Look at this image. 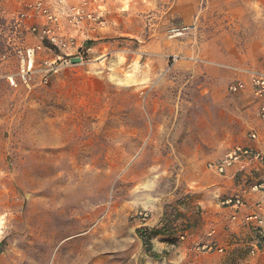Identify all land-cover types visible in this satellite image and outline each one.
<instances>
[{"label":"rangeland","instance_id":"rangeland-1","mask_svg":"<svg viewBox=\"0 0 264 264\" xmlns=\"http://www.w3.org/2000/svg\"><path fill=\"white\" fill-rule=\"evenodd\" d=\"M21 1L0 7V264H264L255 231L210 225L233 194L208 170L259 133L228 87L264 73V0H108L88 61L11 86ZM165 223L152 257L137 229Z\"/></svg>","mask_w":264,"mask_h":264},{"label":"built area","instance_id":"built-area-1","mask_svg":"<svg viewBox=\"0 0 264 264\" xmlns=\"http://www.w3.org/2000/svg\"><path fill=\"white\" fill-rule=\"evenodd\" d=\"M3 2L0 0V7ZM19 5L9 19L18 69L15 75L7 77L11 86H16L17 81L29 84L35 70L43 72L41 83L45 84L59 68L84 64L91 51L88 43L100 39L108 27V0H22ZM248 78L235 80L228 90L232 94L249 91L258 102L256 116L264 125V73L252 72ZM247 138L251 144L236 145L210 162L208 170L239 182L238 189L224 198L221 205L230 209V223L255 231L258 240L251 249L254 254L264 243V204L249 203L246 197L251 193L264 196V140L255 129H250ZM213 233L212 229L209 235ZM184 236V232L180 233L179 239ZM202 250L222 252L213 244L203 245Z\"/></svg>","mask_w":264,"mask_h":264},{"label":"crops","instance_id":"crops-1","mask_svg":"<svg viewBox=\"0 0 264 264\" xmlns=\"http://www.w3.org/2000/svg\"><path fill=\"white\" fill-rule=\"evenodd\" d=\"M260 125V126H259ZM259 126V127H258ZM257 130H259L260 135L264 138V125L261 122H257L256 126ZM250 144V141H248L246 139V137L244 138V142L241 143V145H248ZM223 178V177H222ZM225 181V183L227 184V192H230V194L228 196H230L231 194H233V192L235 190L238 189V184L239 182H237L236 184L234 183L235 181L230 178V177H225L223 178ZM246 200L249 203H253L255 201H261L264 204V196L259 194V193H251L246 197ZM215 212H217L220 216H215ZM231 215V211L228 207H222L221 202L218 201L214 211L211 213L210 215V220L212 221L210 223L211 226H220V225H225L230 223L229 221V217ZM232 224V223H231ZM234 225V224H233Z\"/></svg>","mask_w":264,"mask_h":264},{"label":"trees","instance_id":"trees-1","mask_svg":"<svg viewBox=\"0 0 264 264\" xmlns=\"http://www.w3.org/2000/svg\"><path fill=\"white\" fill-rule=\"evenodd\" d=\"M166 226H167V224L165 223L164 225L162 224L159 229H150L147 227H140L137 229V234L143 243L145 252L152 257H154V254L152 253V245H151L152 237L151 236L155 235V234L158 235L161 232L165 233L166 230L164 228H166ZM160 229H161V231H160Z\"/></svg>","mask_w":264,"mask_h":264}]
</instances>
